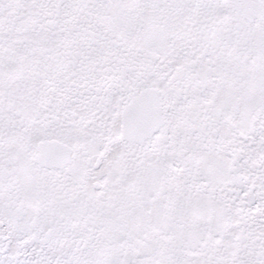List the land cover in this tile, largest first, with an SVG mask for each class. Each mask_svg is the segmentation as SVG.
<instances>
[{
  "label": "snow or ice",
  "instance_id": "6c2138e0",
  "mask_svg": "<svg viewBox=\"0 0 264 264\" xmlns=\"http://www.w3.org/2000/svg\"><path fill=\"white\" fill-rule=\"evenodd\" d=\"M0 264H264V0H0Z\"/></svg>",
  "mask_w": 264,
  "mask_h": 264
}]
</instances>
